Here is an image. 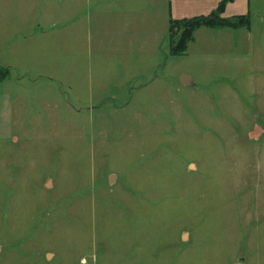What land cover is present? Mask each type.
Wrapping results in <instances>:
<instances>
[{
    "label": "rangeland",
    "instance_id": "rangeland-1",
    "mask_svg": "<svg viewBox=\"0 0 264 264\" xmlns=\"http://www.w3.org/2000/svg\"><path fill=\"white\" fill-rule=\"evenodd\" d=\"M95 1L0 0V264H264V0Z\"/></svg>",
    "mask_w": 264,
    "mask_h": 264
},
{
    "label": "trees",
    "instance_id": "trees-1",
    "mask_svg": "<svg viewBox=\"0 0 264 264\" xmlns=\"http://www.w3.org/2000/svg\"><path fill=\"white\" fill-rule=\"evenodd\" d=\"M234 0H220L216 9L206 16H197L190 19L169 20L168 25V42L169 53L171 56L183 55L188 45L194 40V33L201 28L219 30L223 28L249 30L250 24L247 15L233 16L231 18L223 17V13L228 4ZM174 30L180 31L175 33ZM177 35V36H176ZM4 75L0 72V79H5L8 72Z\"/></svg>",
    "mask_w": 264,
    "mask_h": 264
},
{
    "label": "crops",
    "instance_id": "crops-1",
    "mask_svg": "<svg viewBox=\"0 0 264 264\" xmlns=\"http://www.w3.org/2000/svg\"><path fill=\"white\" fill-rule=\"evenodd\" d=\"M109 1H113V0H109ZM219 1L220 0H184V2H179V0H168L169 11H168V18H167V30H168V25H169L170 19H174V20L185 19V18L177 19L178 15H179L178 11H180V8L185 10V11L190 10L193 13L197 14L198 16H206V15L210 14L213 10L216 9ZM100 3H102V0H97L95 5H99ZM227 6H229V4ZM93 7H94V5H93ZM175 9H176V11H174ZM197 11H200V12H197ZM203 14H206V15H203ZM195 17H197V16H195ZM201 29H206V28H201ZM198 30H200V29H198Z\"/></svg>",
    "mask_w": 264,
    "mask_h": 264
},
{
    "label": "water",
    "instance_id": "water-1",
    "mask_svg": "<svg viewBox=\"0 0 264 264\" xmlns=\"http://www.w3.org/2000/svg\"><path fill=\"white\" fill-rule=\"evenodd\" d=\"M180 84L183 86H191L194 87L195 83L194 80L191 77L185 76V75H181L179 78ZM1 250V248H0ZM237 264H242V262H239Z\"/></svg>",
    "mask_w": 264,
    "mask_h": 264
}]
</instances>
